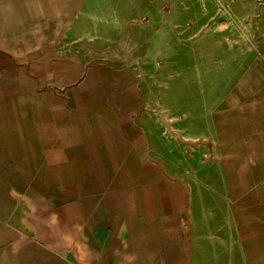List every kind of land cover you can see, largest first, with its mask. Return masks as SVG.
Instances as JSON below:
<instances>
[{"label":"crops","instance_id":"obj_1","mask_svg":"<svg viewBox=\"0 0 264 264\" xmlns=\"http://www.w3.org/2000/svg\"><path fill=\"white\" fill-rule=\"evenodd\" d=\"M37 17L46 28L52 7L0 0V264H264V26L253 64L214 117L220 172L209 165L210 177L185 182L132 123L99 115L123 109L117 93L106 106L98 85L88 105L96 118L72 114L89 90L69 88L79 72L67 60L54 69L26 38ZM112 75L87 74L101 84ZM53 78L59 96L41 87Z\"/></svg>","mask_w":264,"mask_h":264},{"label":"rangeland","instance_id":"obj_2","mask_svg":"<svg viewBox=\"0 0 264 264\" xmlns=\"http://www.w3.org/2000/svg\"><path fill=\"white\" fill-rule=\"evenodd\" d=\"M50 5L51 0H36L38 9L52 7V28L47 30L50 23L45 28L37 17L32 21L33 38L30 30L25 36L41 43L38 49L54 69L67 60L69 73L79 72L67 79L69 88L89 90L86 106L72 110L76 118H96L99 112L88 105L93 91L102 86L96 98L106 96V106H117L118 101L124 110L102 109L99 115L132 123L172 178L204 180L212 175L209 165L220 172L223 159L218 157L214 117L237 77L254 62L264 26V0H69L64 6L53 0ZM22 32L18 30L21 37ZM3 48L18 55L15 46ZM95 66L115 75L98 83L87 76ZM57 80L42 84V89L53 88L59 96L60 90L53 87ZM120 85L127 90L118 93ZM109 94H116L115 103ZM72 96L68 90L70 107ZM129 127L120 129L127 133ZM44 160L38 157L36 165Z\"/></svg>","mask_w":264,"mask_h":264}]
</instances>
